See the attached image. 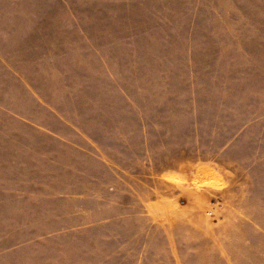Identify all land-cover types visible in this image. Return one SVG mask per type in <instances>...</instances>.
Listing matches in <instances>:
<instances>
[{"label": "rangeland", "instance_id": "1", "mask_svg": "<svg viewBox=\"0 0 264 264\" xmlns=\"http://www.w3.org/2000/svg\"><path fill=\"white\" fill-rule=\"evenodd\" d=\"M0 264H264V0H0Z\"/></svg>", "mask_w": 264, "mask_h": 264}]
</instances>
